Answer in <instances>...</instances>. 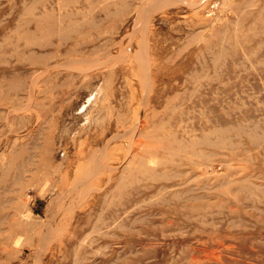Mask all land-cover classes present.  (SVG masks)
I'll list each match as a JSON object with an SVG mask.
<instances>
[{
    "label": "rangeland",
    "instance_id": "1",
    "mask_svg": "<svg viewBox=\"0 0 264 264\" xmlns=\"http://www.w3.org/2000/svg\"><path fill=\"white\" fill-rule=\"evenodd\" d=\"M0 264H264V0H0Z\"/></svg>",
    "mask_w": 264,
    "mask_h": 264
},
{
    "label": "bare ground",
    "instance_id": "2",
    "mask_svg": "<svg viewBox=\"0 0 264 264\" xmlns=\"http://www.w3.org/2000/svg\"><path fill=\"white\" fill-rule=\"evenodd\" d=\"M248 41V40H247ZM221 140V139H220ZM185 147V146H184ZM225 148V147H224ZM199 153V152H198ZM143 166H144V160H142V167H141V169H143ZM223 245V244H222ZM196 249V248H195ZM199 250H201V249H199ZM204 251L205 252H207V249L206 248H204ZM217 254V253H216ZM202 256V255H201ZM198 261V260H197ZM195 262V261H194ZM192 263V262H191Z\"/></svg>",
    "mask_w": 264,
    "mask_h": 264
}]
</instances>
